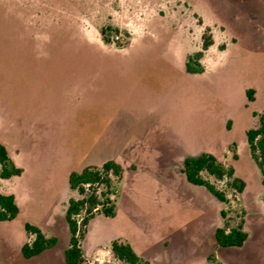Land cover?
I'll list each match as a JSON object with an SVG mask.
<instances>
[{"label": "rangeland", "instance_id": "1", "mask_svg": "<svg viewBox=\"0 0 264 264\" xmlns=\"http://www.w3.org/2000/svg\"><path fill=\"white\" fill-rule=\"evenodd\" d=\"M204 37L212 44L191 63L204 71L189 73ZM262 112L264 0H0V142L23 169L0 177L20 206L0 221V264H65V214L81 197L69 175L105 159L123 174L110 177L116 215L86 227L88 264H125L114 239L157 251L174 236L177 251L185 233L196 263L207 251L203 264H264L263 177L246 135ZM203 152L234 170L201 172L224 201L186 179L184 159ZM25 223L57 246L26 259ZM238 225L244 244L219 246L216 229Z\"/></svg>", "mask_w": 264, "mask_h": 264}, {"label": "trees", "instance_id": "2", "mask_svg": "<svg viewBox=\"0 0 264 264\" xmlns=\"http://www.w3.org/2000/svg\"><path fill=\"white\" fill-rule=\"evenodd\" d=\"M106 33L103 30V34ZM116 38L119 35L116 34ZM106 40V39H105ZM106 41H109L106 40ZM212 44L211 37L203 39L202 49L193 55H189L186 63V71L189 73L203 72L201 66H193V60L202 58L204 51ZM254 91L247 90L249 101L254 99ZM249 147L252 156L257 162L262 174V184L264 186V112L260 114L259 125L250 128L246 132ZM0 177L8 179L12 176L21 175L23 169L17 166L11 158L5 144L0 142ZM207 171L217 178H223L225 175H232L233 168H227L212 153L203 152L196 156H189L184 159L183 172L186 179L194 185L205 186L218 199L224 201L226 198L222 191L210 181L202 177L201 172ZM123 174V167L114 160L105 161L101 167L86 166L81 171H73L69 175V186L76 190L81 197H72L69 199L65 218L68 224L70 239L68 247L64 250V259L66 264H88L81 241L85 237L86 227L92 217L96 214H103L106 217L116 215V202L114 197L117 192L112 188L111 175L120 179ZM233 184L242 191L244 182L240 179H234ZM103 187L98 190V187ZM20 208L17 204L15 195L12 193H0V221H7L16 218L19 215ZM79 217H81L79 219ZM25 229L34 236L31 242H26L21 248L25 258H32L40 255L47 249L54 248L59 239L56 236H46L41 228L31 223H25ZM248 234L244 231L242 225H238L227 231L225 228H217L215 238L217 244L221 247H241L246 241ZM111 249L115 256L125 264H151L148 260L141 258L131 247L130 244L113 240Z\"/></svg>", "mask_w": 264, "mask_h": 264}, {"label": "crops", "instance_id": "3", "mask_svg": "<svg viewBox=\"0 0 264 264\" xmlns=\"http://www.w3.org/2000/svg\"><path fill=\"white\" fill-rule=\"evenodd\" d=\"M8 149V148H7ZM9 151V150H8ZM10 154V152H9ZM11 158L14 160L13 156L10 154ZM110 160V159H109ZM105 161H107V159L103 160L102 162L100 163H96L97 165H100V164H103ZM15 162V160H14ZM16 164V162H15ZM17 165V164H16ZM18 166V165H17ZM1 167V166H0ZM20 167V166H19ZM22 168V167H21ZM11 178V177H10ZM9 179V178H8ZM9 194V193H8ZM13 194V193H12ZM15 195V194H14ZM15 198H16V201H17V204L19 205V201H18V198L17 196L15 195ZM20 208V206H19ZM162 216H165V214H163ZM5 222V221H4ZM167 222L171 223V220H168ZM41 230L43 231V233L46 235V236H56V234H51V235H48L45 233L44 229L42 227H40ZM186 233H185V237L186 238ZM168 236H172L170 234H167L166 236H162V239H166ZM183 238V241H184V250L179 248V250H175L173 248V244H174V241H175V237L173 236V240H170L168 241V246H166L164 244V241H163V246H164V249H159L157 251H155V248L153 247H149V248H145L143 246H140L136 241H134V248L133 246L131 245V247L134 249V251L143 259L145 260H148L151 264H203L206 259H207V251L205 252V258L202 262L200 263H196L194 261V257L196 255V252L198 250V246L197 244H192V242L190 241L189 237H187L185 240ZM34 239V236L32 238V240ZM59 239V238H58ZM70 239V238H69ZM116 240V239H114ZM113 241V240H112ZM124 242V241H123ZM126 243V242H124ZM129 244V243H128ZM23 246V245H22ZM57 246V245H56ZM55 246V247H56ZM54 247V248H55ZM22 248V247H21ZM54 248H51V249H47L45 250L44 252H42L40 255H43V253L47 252V251H51L52 249ZM66 249V248H65ZM23 255V254H22ZM38 255V256H40ZM63 256H64V252H63ZM37 257V256H35ZM33 258V257H32ZM28 259V258H26ZM30 259V258H29ZM65 261V259H64ZM66 264V263H65Z\"/></svg>", "mask_w": 264, "mask_h": 264}, {"label": "water", "instance_id": "4", "mask_svg": "<svg viewBox=\"0 0 264 264\" xmlns=\"http://www.w3.org/2000/svg\"><path fill=\"white\" fill-rule=\"evenodd\" d=\"M81 217H79V219H80Z\"/></svg>", "mask_w": 264, "mask_h": 264}]
</instances>
